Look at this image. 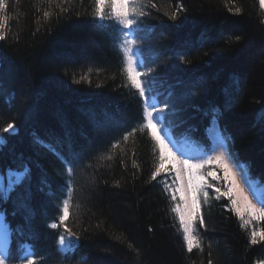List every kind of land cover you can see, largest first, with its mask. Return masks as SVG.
<instances>
[{
	"label": "trees",
	"instance_id": "16d2710c",
	"mask_svg": "<svg viewBox=\"0 0 264 264\" xmlns=\"http://www.w3.org/2000/svg\"><path fill=\"white\" fill-rule=\"evenodd\" d=\"M0 3V175L26 171L0 193L10 230L5 264H264V220L245 224L219 194L229 186L220 166L199 201L200 248L187 251L166 187L172 174L162 168L152 179L159 149L143 128L145 102L155 100L162 130L208 154L216 122L234 164L264 192L260 0H150L156 7L130 29L136 70L148 73L140 78L146 99L129 81L108 7L100 19L96 0ZM64 200L69 216L53 229ZM65 226L79 237L68 254L58 249Z\"/></svg>",
	"mask_w": 264,
	"mask_h": 264
},
{
	"label": "snow or ice",
	"instance_id": "6c2138e0",
	"mask_svg": "<svg viewBox=\"0 0 264 264\" xmlns=\"http://www.w3.org/2000/svg\"><path fill=\"white\" fill-rule=\"evenodd\" d=\"M96 15L100 19L106 18L105 7L110 9L108 15L115 18L118 23L124 29H131L135 24H137V17H141L146 15L144 12V8L151 6L156 7V5L151 4L150 0L148 4L144 3V0H96ZM261 7L264 8V0H261ZM3 8V4L0 3V9ZM231 11V9H229ZM240 9L236 8L234 14H239ZM167 15V13H165ZM44 15L47 17L49 15L48 12H45ZM170 19L175 20L176 14L172 13ZM5 39V35L3 32H0V40ZM125 47L123 49L124 55L127 58L126 70L128 72V78L132 83V86L138 90L140 97L146 99V84L140 78L142 76L148 75L147 72L136 71L134 67L135 61L133 60V49L136 45L135 39H125ZM156 109L153 107L152 110H149L147 107L145 108L144 113V124L143 128H146L150 131V135L153 141L156 144V147L159 149V165L156 167V170L152 173V179H155L156 176L160 173L161 169L164 167L167 155L171 157L173 161V169L176 172L174 177V181L179 182V186L173 189L172 199L176 200V193L180 194L181 203H177L175 207H173L172 211L176 213L179 224L183 231V240L186 242L187 251L191 253L193 248H200V243L197 239L195 233L194 224L197 219V216L193 214V212L188 211V204L185 199V183L182 178V174L187 176V191L192 193V205L195 212L199 211V204L195 199V194L200 191L204 183V177L202 175H197V170L204 167L206 164L215 161L217 165H219L224 173V180L228 182V188L224 193H219V189L216 191L220 195H226L231 200L233 205L235 206V211L238 216H240L241 220H244L245 214L248 217V220L245 221V224L250 223L252 220H264V192L257 193L255 189H251L253 198L256 199V203L252 202V199L249 198V194L245 192L244 187L241 185V181L243 180V176L241 173L235 170V167L232 161L224 152L217 153L214 157H208L207 160H203L198 164L191 163L188 159H177L175 153L169 148L168 142L166 139L160 134L161 130L158 128V122L155 118ZM10 130H14L12 124H8L7 127L4 128L5 132H9ZM126 140L127 137H124ZM107 159H112L111 156H108ZM180 165V167H177ZM135 166V165H134ZM73 169L71 167L68 168V173L71 174ZM209 176H212L214 179L215 173L209 172ZM118 186V185H117ZM208 187H212L208 185ZM207 196V193H204ZM219 198V196L217 197ZM242 205V208H241ZM259 205V206H258ZM63 215L59 217V225L57 223H52L50 225L51 228L56 229L61 225H64L65 220L69 216V201L64 200L62 207ZM200 227H204V220L202 217L199 218ZM65 232L69 238L73 237L75 234L65 226ZM258 231L253 229L250 234V243L255 245L257 240ZM260 239L264 240V229L259 230ZM79 239V237H76ZM60 245L66 244V239L64 235H61L59 238ZM0 264H5V258L0 257ZM29 264H34L33 261H29ZM211 264V261H209Z\"/></svg>",
	"mask_w": 264,
	"mask_h": 264
},
{
	"label": "rangeland",
	"instance_id": "374dc122",
	"mask_svg": "<svg viewBox=\"0 0 264 264\" xmlns=\"http://www.w3.org/2000/svg\"><path fill=\"white\" fill-rule=\"evenodd\" d=\"M260 3H261V0H260ZM117 24L119 25V27L121 29V40H122L121 41V49L123 51L124 47L126 46L125 45V39L126 38L127 39H133L132 33H131L130 29H124L118 23V21H117ZM123 54H124V51H123ZM124 58H125V66H126L127 58L125 57V55H124ZM138 59H139V53L136 50L134 51V49H133V60L136 62V60H138ZM134 67L136 68V65H134ZM127 74H128V72H127ZM130 83H131V81H130ZM131 85H132V83H131ZM151 106L156 108L155 101H152L150 103V105L145 102V106H144L145 108L147 107L149 110H151ZM162 123H163V120L161 118H159L158 128H160V130H161L160 134L166 139V142H168V144H169V148L172 150L173 153L176 154L177 159H188L191 163L198 164L203 160H207L208 157H210V156L214 157L217 153L224 152L229 157V159L232 161V158L230 157V155L228 153L227 140H226L224 134L222 133V131H220L216 122H214L208 129V135H209L210 141L212 143L210 153H208V154H203L200 149H197L196 147H194V145L190 144L189 142H183V141L177 142V141H175L172 138V136L168 130H162V128H161ZM14 131L15 130H10L7 133H14ZM2 144H3V140L0 138V146ZM166 157H167V160H166V163H165L163 169L169 170L170 173L172 174V177H173V182H174L173 184L174 185L172 187L169 185L166 186L168 189V193L172 198L173 189L176 188L177 186H179V182L174 181V177L176 175V172L173 169V161L171 160V157L167 155V151H166ZM232 163L235 167V170L237 172L241 173L243 176V180L241 181V185L244 187L245 192H247L249 194V198L252 199V202L256 203V199L253 198L251 189H255L257 193H260L262 191L257 187V185L254 182L249 180V178L246 174V171L244 170L243 167H238L237 165L234 164L233 161H232ZM215 166H219V165H217L215 161H212L211 163H208L204 167L197 170V175H202L204 177V183H203L202 188L200 189L199 192H197L195 194V199L198 202V204H199L201 197H204V193L205 192L208 193V191H207L208 185H210V181H211V179H213V177L209 176L208 173L214 172L213 167H215ZM177 167H180V165H177ZM206 168L209 170H206V172H205L204 169H206ZM25 172L26 171H24V172L7 171L5 174L0 175V193L4 196H7L8 193L12 190V188L17 183H19L20 180L24 177ZM182 178H183L184 183H185V189H186L185 199H186L187 204H188V211L193 212L194 215H197V214L199 215V211H198V213L195 212L193 205H192V193L187 191V176L182 174ZM176 197H177L175 200L176 204L181 203L179 193H176ZM241 208H242V205H241ZM245 216H246V218H248L246 214H245ZM64 236L66 239V244L62 246V245H60L59 240H58V249L61 253L68 254V253H71L75 249V247L77 245V241L73 237L69 238L67 235H64ZM9 241H10V231H9L8 226L5 223L3 214L0 212V257H4V258L6 257ZM24 252H25V257L30 256V251H29L28 247H26L24 249Z\"/></svg>",
	"mask_w": 264,
	"mask_h": 264
}]
</instances>
